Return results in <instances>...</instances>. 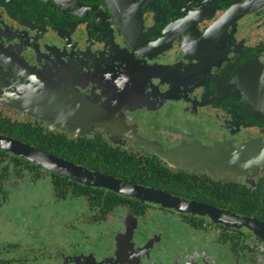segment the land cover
Wrapping results in <instances>:
<instances>
[{
  "label": "flooded vegetation",
  "instance_id": "flooded-vegetation-1",
  "mask_svg": "<svg viewBox=\"0 0 264 264\" xmlns=\"http://www.w3.org/2000/svg\"><path fill=\"white\" fill-rule=\"evenodd\" d=\"M61 1L0 0V133L63 169L0 148V264H264V0Z\"/></svg>",
  "mask_w": 264,
  "mask_h": 264
},
{
  "label": "water",
  "instance_id": "water-1",
  "mask_svg": "<svg viewBox=\"0 0 264 264\" xmlns=\"http://www.w3.org/2000/svg\"><path fill=\"white\" fill-rule=\"evenodd\" d=\"M119 1L120 0H106V2H109V4H114V5H118V3L120 4ZM38 2L42 4V8L45 7L47 3L50 2L53 4L52 9L54 10L58 9V8L57 9L55 8L56 5H58V7L61 8L63 4L61 0H38ZM64 2H67L68 6L85 8V6L81 3H78V5L73 4L72 0H66ZM248 6H249V3H248ZM245 7L246 5L244 4L240 7L237 5L233 6V9L228 12L227 18L233 17L236 11H238L237 12L238 14L239 12H241L240 8L244 9ZM73 15L80 17V15H78L77 13H74ZM244 66L245 64L239 67L238 70L235 69L232 75H230L231 72H229L228 75H230L232 79H237L239 69L244 68ZM253 69L254 68L252 66H246L245 72L247 74V78L252 77ZM262 110H264V108H262ZM261 118L264 119V116H261ZM0 148L12 154H17L18 156L23 157L29 161L37 162L40 165H42L43 168L46 170L53 171L59 174H63L62 166L57 159L53 158L52 156H50L49 154L45 153L44 151L38 148H34L30 146L29 144L23 143L17 139H14L2 133H0ZM238 156L245 158L247 162L249 161V159H254L257 162V164L258 163L263 164L264 163V148L263 149L261 148L260 150H256L252 147V144H249V145L244 146L241 150L238 151ZM97 181L98 179L95 178L93 183L97 184L98 183Z\"/></svg>",
  "mask_w": 264,
  "mask_h": 264
},
{
  "label": "rangeland",
  "instance_id": "rangeland-1",
  "mask_svg": "<svg viewBox=\"0 0 264 264\" xmlns=\"http://www.w3.org/2000/svg\"><path fill=\"white\" fill-rule=\"evenodd\" d=\"M11 199L15 201L14 203H15V206L17 207H28L26 209H19V211H26V212L33 210V207H31L33 205L32 203H30V200L33 201L38 206L40 205L46 206L49 204L48 202L49 194L47 192V188L45 187L44 181H38L35 186L29 185L26 182L21 184L19 189L13 190L11 194ZM9 209L10 208L6 209L5 214H4L5 222L17 223L19 217H17L16 220H14V215L12 211ZM55 211L57 212L55 213V215L57 216V218H59L58 221H60V219L62 218V214L58 212H60L61 210L57 209ZM22 215H20V217ZM58 215H61V216L58 217ZM36 217H37L36 221H40V222L46 221V216L44 214L38 213ZM20 220L22 219L20 218Z\"/></svg>",
  "mask_w": 264,
  "mask_h": 264
}]
</instances>
